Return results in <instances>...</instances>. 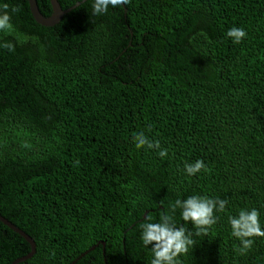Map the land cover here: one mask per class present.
<instances>
[{
  "label": "trees",
  "instance_id": "obj_1",
  "mask_svg": "<svg viewBox=\"0 0 264 264\" xmlns=\"http://www.w3.org/2000/svg\"><path fill=\"white\" fill-rule=\"evenodd\" d=\"M57 1L68 11L42 26L27 0H0L12 24L0 30V215L35 244L18 264H151L139 225L193 195L228 203L206 235L176 210L194 241L179 264H264V237L242 251L228 220L256 208L264 229V0H130L99 15L94 0ZM141 131L168 155L137 148ZM201 159L207 170L188 175ZM29 251L0 221V264Z\"/></svg>",
  "mask_w": 264,
  "mask_h": 264
},
{
  "label": "clouds",
  "instance_id": "obj_2",
  "mask_svg": "<svg viewBox=\"0 0 264 264\" xmlns=\"http://www.w3.org/2000/svg\"><path fill=\"white\" fill-rule=\"evenodd\" d=\"M129 2L130 0H94L93 14L106 13L109 5L116 7ZM8 7L7 4H4L0 9V30L3 31L12 29ZM12 11H18V9L13 8ZM246 35L247 33L243 28L235 26L227 32V36L232 38L235 43H240ZM2 46L10 51L14 50V45L10 42H6ZM133 140L137 148L147 146L149 149H160L158 153L160 157L168 155V150L161 149L158 140L153 142L148 139L143 131L135 133ZM184 169L188 175H195L202 169L207 170V166L201 159L194 163H186ZM227 203L228 201L225 199L193 195L183 200L176 199L169 208L161 213L159 222H153L154 218L151 215L147 216L139 227L144 246L152 245L153 258L151 264H179L177 258L181 254L187 253L189 246L194 243L193 233L183 225L177 226L175 220L177 209H180L183 221L191 222L195 227V235H206L209 227L216 223L217 218L214 212L224 211ZM259 215L256 208L241 209L238 216H229L228 218L232 235L241 241L242 251L252 246L251 237H264V229L261 228Z\"/></svg>",
  "mask_w": 264,
  "mask_h": 264
},
{
  "label": "water",
  "instance_id": "obj_3",
  "mask_svg": "<svg viewBox=\"0 0 264 264\" xmlns=\"http://www.w3.org/2000/svg\"><path fill=\"white\" fill-rule=\"evenodd\" d=\"M27 2H28L29 10L34 20L42 26H53L54 24L58 23L62 15L68 11V9H62L57 0H49L51 9H52L51 14L49 16H44L40 13L36 0H27ZM0 221L6 226H8L9 228H11L13 231L21 235L30 246V251L25 256L14 260L12 264H18L19 262H22L30 258L34 254V251H35V244L32 238H30L22 230H20L18 227L13 225L10 221L5 219L1 215H0Z\"/></svg>",
  "mask_w": 264,
  "mask_h": 264
}]
</instances>
